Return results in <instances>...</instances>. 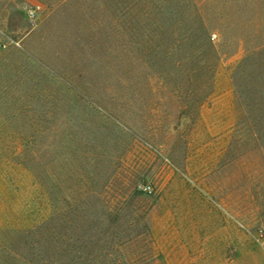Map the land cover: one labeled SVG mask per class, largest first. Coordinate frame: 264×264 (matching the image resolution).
<instances>
[{"label":"rangeland","instance_id":"rangeland-1","mask_svg":"<svg viewBox=\"0 0 264 264\" xmlns=\"http://www.w3.org/2000/svg\"><path fill=\"white\" fill-rule=\"evenodd\" d=\"M261 234L264 0H0V264H264Z\"/></svg>","mask_w":264,"mask_h":264},{"label":"built area","instance_id":"built-area-1","mask_svg":"<svg viewBox=\"0 0 264 264\" xmlns=\"http://www.w3.org/2000/svg\"><path fill=\"white\" fill-rule=\"evenodd\" d=\"M150 189V187L147 188V190ZM261 237H264V234H261Z\"/></svg>","mask_w":264,"mask_h":264}]
</instances>
